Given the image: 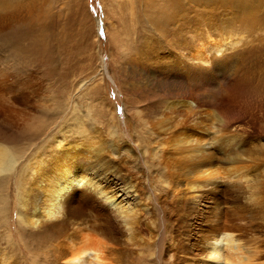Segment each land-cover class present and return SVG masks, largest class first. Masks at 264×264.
Masks as SVG:
<instances>
[{
    "label": "rangeland",
    "instance_id": "rangeland-1",
    "mask_svg": "<svg viewBox=\"0 0 264 264\" xmlns=\"http://www.w3.org/2000/svg\"><path fill=\"white\" fill-rule=\"evenodd\" d=\"M146 1L149 4L150 0ZM189 1L181 0L182 3ZM196 1L200 3V0ZM219 2V9L226 11L223 18L218 17L220 23L217 20L208 22L198 14L194 18L198 25L181 38L183 41L185 37L194 38L197 35L195 29L199 27L200 33L209 37L206 46L217 44L221 38L230 40V58L226 64L224 62L225 68H218L216 77L200 79V91L212 98L209 106L196 108L189 101L193 109L174 111V114L170 103L175 96L169 94L175 93L166 91L161 93L165 95L164 99H156L151 73L139 76L143 97L136 95L138 98L130 97L127 92L132 89L128 84L129 91L126 81L121 78V70L128 62L140 64L143 59L142 52L147 48L141 42L143 34L148 35L155 24V18L145 12L148 4L141 0L134 4L131 0H45L36 7L37 10H17L0 5V142L21 147L26 158L33 161L38 152L52 148L47 145L55 138L84 142L82 138L86 137L95 146L103 145L104 151H111L107 146L118 136L125 146L123 156L132 160L127 166L139 182L141 202L148 207L139 204L143 229L138 230L137 237L131 241L133 250L121 254V264H178L184 258L188 260L182 264H200L197 257L182 256L176 260L170 252L173 247L188 248L180 227L190 214L182 200L193 192L189 191L188 185L192 174L185 163L188 147L181 140L177 144V137L182 139L185 132L199 133L200 150H210L213 156L220 157V162L208 160L211 161L208 166L211 177L219 176L218 180L229 177L239 183L235 191L232 188L237 194L231 192L229 201L221 194L203 200L204 204L215 201L217 205L207 222L201 224L198 236L200 233L213 236L225 226L237 239L231 246L240 241L245 245L244 256H255L257 260L253 264H264V20H261L264 19V8L250 12L251 16L242 13L232 20L234 15L226 18L233 14L228 10L234 11L235 7L227 10L224 7L226 0ZM257 16L258 21H255ZM242 45L247 50L250 48L249 55L251 50L260 49L257 58H252L253 64H249L255 68L249 67L247 73L253 78L248 76L244 83L241 78L239 82L228 79L234 73L230 74L237 57L234 53L242 56ZM216 49L209 47L206 50L215 53ZM221 49L217 54L224 53V47ZM246 59L243 57L239 64H247ZM174 71L163 74L169 79L167 86L175 87L177 91L183 78L176 77ZM210 80L222 85L220 93L207 90L204 81ZM15 95L24 100L23 106L13 104L11 100ZM138 108L141 117L137 115ZM227 109L231 112L227 113ZM225 112L231 123L225 119ZM159 121L163 122L160 128ZM203 123L208 124L204 129ZM233 123L242 124L247 131L233 127ZM128 147L134 151L128 152ZM10 173L9 195L7 201L0 203V264H57L54 240L41 242V237H36L26 226V206L20 197L18 199L16 168ZM173 188L176 193L179 190L177 197L169 193ZM231 246L225 248L231 249Z\"/></svg>",
    "mask_w": 264,
    "mask_h": 264
},
{
    "label": "bare ground",
    "instance_id": "bare-ground-1",
    "mask_svg": "<svg viewBox=\"0 0 264 264\" xmlns=\"http://www.w3.org/2000/svg\"><path fill=\"white\" fill-rule=\"evenodd\" d=\"M44 1L45 0H0V5H8L17 10L23 8L33 10L34 8L36 9L37 6L39 8V5ZM138 1L139 0H131L133 4ZM142 2L143 4H148L146 0H141V3ZM200 3L196 0H191L187 3H182L181 0H150L148 9L145 12L149 13L148 16L151 15L155 18V24L148 35L147 33L143 34L144 37L141 42L147 46L142 52L143 59L140 64L132 63L130 65L128 62L127 66H124L121 70V78L126 81V87L129 91V87L132 89V92H127L130 94V97L136 95L143 97V95H141L143 90L139 87V76L144 77L145 74L151 73L153 75V85H155V94H153V96L157 97L156 99H164L165 95L161 93L166 91L168 93H175L174 95L169 94L170 97L175 96V99L170 103V110L172 111L173 109V114L175 113L174 111L180 113L184 109L192 108V105L188 104L190 103L189 101H192L196 108L209 106L210 99L212 98L205 92L200 91V79L201 77L204 80L217 76L219 73L218 68L224 67L226 60L230 58L231 49L228 46H230L229 44H231V41L223 40V38L220 37V42H217V44L213 43L211 46H206L205 41L208 40L209 37L208 35L201 34L198 27L195 29L197 35L191 39L185 37L184 41L186 42L184 43L181 36L184 33H188L193 26L198 25L194 20L198 14L203 15L206 21L213 23L218 17L223 18L226 12L225 10V12H223L219 9V0H200ZM225 3V9L228 10L231 7H235L236 9L234 11L233 9L228 10L233 14L226 19L234 15L235 17H233L232 20L240 17L242 13L248 15L252 11L264 8V0H226ZM143 7L145 6L143 5ZM202 7L204 8L198 11V9ZM256 14L258 13L256 12ZM263 14H261V17ZM246 18L247 16L244 19ZM257 18L258 16L256 19ZM241 20L243 22V19ZM252 20L253 25H255V21H258V19L255 20L254 18ZM218 23H220V21H218ZM260 23H262V21ZM213 25L211 27H213ZM215 25L217 27V23H215ZM219 25L220 24H218V26ZM232 27L233 25L230 28ZM195 39H197V41H195ZM209 47L217 48L214 50L215 53H213V51L207 53L206 49ZM223 47L224 53L222 55L217 54L221 53V48ZM181 49H184V51H180ZM240 49L243 51V54L242 56H238L237 53H234L237 57L234 59V69L231 70L230 74L234 73L232 77L230 76L228 79L235 82H239L242 79L241 81L244 83V81L248 79V76H251L247 74L251 66H249V64L254 61L252 58L256 57V53L259 52L260 49L251 50L250 55L247 53L250 48L247 50V48L243 46ZM176 51L180 53V56L182 53L181 58ZM226 54L228 56H226ZM247 54L252 60L250 59L249 61ZM209 55L210 58L208 57ZM188 57L190 58L188 59ZM243 57L248 59L249 62L247 61V64H239V62H242ZM201 63H205L206 65H202ZM252 67L254 68V66ZM166 70H175V76L178 77L179 75L183 78L180 86L177 87V91H175V87L171 89L167 86L169 85V79L163 74L167 72ZM134 75L136 78L133 77ZM126 76L129 78H126ZM141 82H143V80H141ZM204 82V86L208 91L220 93L222 85L213 84L214 80ZM16 94L20 93L17 92ZM11 101L18 106H23L25 104L23 102L24 100L18 95L13 96ZM159 108L160 107H158V109ZM128 110L127 108V111ZM136 112L137 115L141 117L139 108ZM229 112L231 111L227 113ZM227 113L224 117L227 119V122L230 121L231 123L232 121L229 119L230 117L227 116ZM176 114L178 115V113ZM162 123V121L158 122L159 128ZM234 124L235 123L232 124L233 127L242 129L244 132L247 131L242 124L241 126ZM207 125L208 124H204L202 126L203 129ZM166 130L165 128V131ZM161 131L162 130H159V132ZM196 131H198V129ZM185 133L186 135H183V138L181 137L182 139L177 137V144L181 140L185 146L187 145L188 151L185 163L189 166V171L192 174V179L190 178L191 181L188 185L189 191L192 190L193 192L190 193L188 191V196L182 200L185 201V207L190 214H187L188 216L185 217L182 228L180 227V229H182L181 232L185 233L184 235L186 237L183 239L188 248L173 247L170 251L173 253L172 256L174 259L177 258L179 260L182 256L197 257L200 264H253L257 259L255 256H253L255 257L253 258L248 254L244 256L243 248L245 245L239 241L237 244L231 246L237 239L234 238L233 233L228 231L225 226L214 233L213 236L204 235L203 233H200L198 236L197 231L201 228V224L207 222L206 220L211 217L210 213L215 205H217L215 201L210 205H207V203L204 204L203 200L208 196L212 195L214 196L213 198H215L217 195L221 194L224 199L226 198V200L229 201L231 199L229 196L231 195L230 193H234L235 187L236 189L237 187L239 188V183L236 182V180H230L229 177L220 180H218L220 178L219 176L211 177L208 172V166L211 161L220 162V157L213 156L210 150H200L199 144L201 143V139L199 133ZM114 134H117L116 130H114ZM82 139L84 142L55 138L53 142L47 145L52 148L47 150L46 147L41 152H38L35 155L37 158L33 161L26 158L21 147H10L0 142V203L4 202L9 195L7 184L12 176L10 172L16 168V177H18L16 188L18 189V199L20 197V200L24 201V206H26V226L29 227L30 231L36 235V237H41V242L46 243L49 239L54 240V253L57 264H121V254L124 253L125 250H133L131 241H134L137 237V231L143 229V223L140 220L141 215L138 214V211L141 209L139 204L140 206L143 204L139 193V189L141 188H139V182L127 166L132 160L127 156H123L122 151L125 146L118 136L114 137V140L107 146L111 148V151H104L103 145L95 146V144L86 137ZM172 141H175V139ZM194 142L196 143L194 144ZM127 150L128 152L134 151L131 147H128ZM88 153L91 154L88 155ZM27 159L28 161L24 162ZM209 159L211 161H208ZM217 168L219 167L217 166ZM228 173H230V171H228ZM206 177L211 178L206 179ZM242 177L239 178L242 179ZM174 183L175 182H173V184ZM232 188H234V191H232ZM174 190V188L172 190L170 189L169 193L177 197L179 190L177 193ZM235 193L237 194V191ZM192 194L194 196H192ZM238 196L235 197L237 198ZM192 197H196L197 200L200 198V200L197 202V200ZM235 197L232 198L236 199ZM228 201H223V203H227ZM143 205L145 208H148L147 204ZM38 206L41 209L37 208ZM176 236H178V234ZM219 236L220 238L217 239ZM197 237H201L202 239L199 241ZM184 241L180 242L184 243ZM224 241H226V247L231 246L232 248H225ZM245 252L247 253V251ZM254 254L255 253H253V255ZM185 260L186 258L181 259L178 264H182ZM192 264L194 263L192 262Z\"/></svg>",
    "mask_w": 264,
    "mask_h": 264
},
{
    "label": "snow or ice",
    "instance_id": "snow-or-ice-1",
    "mask_svg": "<svg viewBox=\"0 0 264 264\" xmlns=\"http://www.w3.org/2000/svg\"><path fill=\"white\" fill-rule=\"evenodd\" d=\"M0 54H2V53H0Z\"/></svg>",
    "mask_w": 264,
    "mask_h": 264
}]
</instances>
